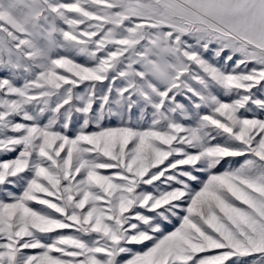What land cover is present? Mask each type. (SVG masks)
I'll return each instance as SVG.
<instances>
[{
  "label": "snow or ice",
  "instance_id": "obj_1",
  "mask_svg": "<svg viewBox=\"0 0 264 264\" xmlns=\"http://www.w3.org/2000/svg\"><path fill=\"white\" fill-rule=\"evenodd\" d=\"M0 264H264V0H0Z\"/></svg>",
  "mask_w": 264,
  "mask_h": 264
}]
</instances>
